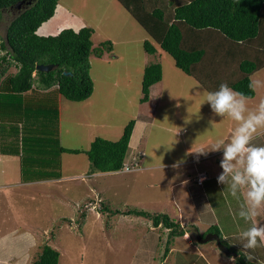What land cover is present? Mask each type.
Listing matches in <instances>:
<instances>
[{
	"label": "rangeland",
	"instance_id": "374dc122",
	"mask_svg": "<svg viewBox=\"0 0 264 264\" xmlns=\"http://www.w3.org/2000/svg\"><path fill=\"white\" fill-rule=\"evenodd\" d=\"M65 1L75 8L85 22L84 26L93 28V47L110 40L113 49L101 57L94 54L89 56V74L93 82V92L89 98L73 102L58 96L59 144L66 148L87 149L94 137L116 141L124 126L133 119L135 125L124 162L134 156H143L137 171L93 174L85 154L52 153L50 157L57 161L58 166L56 170H50L51 176L47 174V168V175H31L32 172L28 170L23 172L21 179H6L7 185L3 190L6 199L2 203L8 205L11 216L8 219L4 217V221L7 223L6 229L14 227L9 236L13 241L19 244L24 236V245L31 251L27 264L33 262L41 245L46 242L59 252L58 264H159L162 254L169 248L175 250L170 251V260L165 264H209L206 259L210 256L209 248L204 247L205 253H208L205 258L199 245L203 241L198 242L199 238L208 234L203 232L206 225L199 226V236L188 223L194 220L200 225L210 218L212 224L214 216L218 218L216 222L228 247L236 249L239 254L250 252L254 259L249 261L264 264V245L249 250L243 248L246 241L240 239L239 233L250 227L251 222L246 223L237 215L242 198L240 201L233 198L229 190L224 191L222 184L217 182L222 172V151H210L207 155L195 152L209 150L219 139L227 141L234 122L212 112L210 106L204 103L208 90L195 77L177 68L169 54L156 45L155 53L144 51V40L154 43L122 6H115L111 0ZM19 11L17 8L4 10L0 21V42L5 38L10 19ZM121 16L124 19L121 20ZM56 28L60 27L57 25ZM201 33L207 39L199 42L198 46L206 45L204 49L207 54L201 60L203 63L198 64L197 73L207 85L216 89L234 77L235 74L229 71L234 69L238 54L232 55L231 60L222 57L219 34L215 32L208 36L207 31ZM259 33L264 34V20ZM185 35V44L192 43L191 35ZM155 62L161 66V79L150 86L149 100L141 103L144 67ZM15 71L13 64L6 67L4 76L0 77V87L2 80ZM247 104L249 108H254L258 103L249 100ZM18 124L1 120V134L7 135L4 139L9 149L17 146L12 143V138L20 137L22 130L17 128ZM44 129L45 125H39L34 135L42 137L40 134ZM53 130L44 131L45 138H49L48 133L51 135ZM261 132L255 136L257 140ZM50 166L55 167L54 162H50ZM198 172L206 174L201 182L207 190L205 195L201 192L200 196L209 198L210 204L219 205L213 207L210 213L207 209L197 221V213L204 208L203 203L194 211L190 207V198L192 200L191 192L194 193L195 189L191 192L187 189L190 190L192 186L196 188L192 178ZM29 175L40 178L42 182H34L35 179L32 182ZM21 181L33 184H15ZM197 197L200 198L199 195ZM100 202L110 210L139 208L154 214L167 213L175 219L178 217V204H181L183 214L181 212L177 220L189 232L190 239L174 237L173 242L167 244L168 232L163 228L149 229L151 224L144 222L143 217L100 211ZM205 204L210 205L207 201ZM6 207L4 205V209ZM82 213H85L83 219ZM263 218L260 215L257 221L264 224ZM260 219L263 221L260 222ZM188 242L197 250L187 246ZM206 243L224 257L225 264H230V257L218 251L214 241ZM180 250H186L190 255L187 256L185 251L183 255ZM155 251L157 254L153 255ZM210 254L214 255L213 252Z\"/></svg>",
	"mask_w": 264,
	"mask_h": 264
},
{
	"label": "trees",
	"instance_id": "16d2710c",
	"mask_svg": "<svg viewBox=\"0 0 264 264\" xmlns=\"http://www.w3.org/2000/svg\"><path fill=\"white\" fill-rule=\"evenodd\" d=\"M18 1L20 0H0V21L4 10L15 8ZM117 1L147 32L153 43L171 56L177 68L195 77L208 91L217 90L219 86L214 89L207 85L197 73V66L200 62L203 63L201 60L206 55L204 46H198L197 37L204 30L218 33L219 37L223 38L218 43L223 51L222 57L230 59L238 54L234 61L237 68L229 71L235 75L226 83L247 98L254 96L249 76L264 67V39L259 41L261 45L251 58L245 56V52L242 53L240 46L258 39L264 20V0ZM57 2L58 0H31L29 5H22L19 13L7 24L5 38L0 42V77L4 76L7 66L13 64L16 67L13 74L2 80L0 87V124L2 119L11 120L21 124L16 126L22 130L19 138H12V143L17 146L9 149L4 139L7 135L1 134L0 129V154L19 157L21 170L23 169L21 178L24 177L23 172L28 170L32 172L31 175L40 176V173H45L44 175L51 176L50 170H56L58 166L57 161L50 157L52 153H83L92 173L116 171L125 158L135 125V120H130L116 141L94 137L87 149L66 148L59 144L58 96L73 102H82L89 98L93 92L89 56L94 54L101 57L105 52H111L113 43L104 40L93 47V28L88 26L77 31L64 28L56 35H38L37 28L53 15ZM182 26L186 27V33L192 37L193 42L188 45L185 44L186 33L183 32ZM142 46L148 54L156 51L151 41L144 40ZM37 64H53L55 67L47 72L37 71ZM199 69L203 71L202 68ZM161 75V66L157 62L144 67L141 103L149 99L150 86L160 81ZM39 125H45L46 129L40 134L42 137L38 138V134H34L37 133ZM53 128L52 134L48 133L49 138H45L44 131L50 132ZM31 134L36 137H30ZM50 162H54L55 167L50 166ZM47 168L49 173L45 171ZM100 206V211H108L112 215L141 216L150 219L154 227L160 224L168 228L167 244L174 237L185 233L179 221L166 213L154 214L139 208L110 210L103 202H100ZM84 215L85 213L81 214L82 219ZM207 232L218 234L221 242L225 244L220 230L215 225L204 233ZM228 248L236 252V249ZM244 256L237 253L235 264H254ZM58 258L59 252L46 242L41 245L40 252L31 264H58Z\"/></svg>",
	"mask_w": 264,
	"mask_h": 264
},
{
	"label": "clouds",
	"instance_id": "9594fccd",
	"mask_svg": "<svg viewBox=\"0 0 264 264\" xmlns=\"http://www.w3.org/2000/svg\"><path fill=\"white\" fill-rule=\"evenodd\" d=\"M247 99L243 93L235 91L226 82L221 83L217 90L206 92L204 103L210 106L215 115L230 118L235 126L227 141L219 139L209 150L195 151L199 155L222 151V172L218 175L217 182L227 185L233 198L238 201L242 198L237 215L246 223L251 222L250 227L239 233L240 239L246 241L243 244L245 250L264 245V224L255 220L260 215V210L264 209V146L253 143L258 132L264 130V98L254 108L248 107ZM141 157L134 156L128 161L137 162V169L133 171L140 169ZM124 163L123 159L121 167L113 172H124L121 171ZM193 181L196 183L194 179ZM244 258L254 259L247 251Z\"/></svg>",
	"mask_w": 264,
	"mask_h": 264
},
{
	"label": "crops",
	"instance_id": "0c3cea01",
	"mask_svg": "<svg viewBox=\"0 0 264 264\" xmlns=\"http://www.w3.org/2000/svg\"><path fill=\"white\" fill-rule=\"evenodd\" d=\"M111 2L115 6H117V7L122 6L117 0H111ZM126 12H128V11L126 10ZM122 19H124V16H121V20ZM84 23L85 22L81 19V17L78 16V14L75 12V8L70 7L69 4H68V2L65 1V0H58L57 5H56V8L54 10V14L47 21L43 22L37 28L36 33L38 35H44V36H47V35H55L60 30H62L64 28H71V29L77 31L81 27H84ZM57 25L60 27L59 29L56 28ZM182 28H183V32L187 31L185 26H182ZM204 31H207L208 32L207 33L208 36H211V34L214 33L212 31H208V30H204ZM144 32H146V31L144 30ZM146 34H147V32H146ZM201 34L197 37V38H199V42L204 41V40L207 39L205 37L203 38V36ZM258 36H259V37H257L258 39H256L254 42L252 41V42H249V43L242 44L240 46L243 49L242 53L245 52V56L252 57L256 53L257 49L259 48V45H261V44H259V41L262 38L264 39V34L261 35L259 33ZM220 40L222 41L223 38L220 37ZM257 44H258V46H257ZM153 45H154V47H155V45L158 46L156 43H154ZM205 47H206V45L204 46V48ZM205 54H207V53L205 52ZM236 66H237V64L235 63L234 68ZM237 72H238V70H237ZM249 77L251 79V82H252V85H253V88H254V96L252 98H248L247 101L251 100V101H254L255 103H259L260 99L264 98V67H262L259 70H256L255 72L251 73ZM146 102H144V103H146ZM258 137H260L258 140L256 138H254V140L255 139L256 140L255 141L253 140V143L255 145H257V146H264V130H262L261 135H258ZM20 166H21L20 165V159L17 158L16 156H7V157L6 156H3L2 157V155L0 154V204L2 202H4V200L6 199V194L3 191L6 188V185H7L6 184V179H8V178L9 179H12L13 178L14 180L19 179V178L21 179V167ZM100 173H102V172H100ZM34 182H42V181L39 180V181H34ZM15 184L24 185V184H33V183H31V182H22L21 181V182L15 183ZM203 185H200L199 186V185H196L195 184L196 188H193V186H192V188L190 190L187 189V191H190V192L193 189H195V192H194L195 194L193 192H191V194H193L192 195V200L190 198V201L192 202V203H190L191 204L190 207H192L194 209V211H196V207H198L200 204L203 203V207L204 208L202 210L201 209L198 210V213H197L198 214V217H196L197 221H198L199 217L202 216V214H204L205 212H207V209L209 210V213H210V212L213 211V207H215V206L217 207L219 205V204H214V203L213 204H210V202H208L209 198H207V197L204 196L205 195V190H207V188L204 185V187H205V189H204ZM222 188H223L224 191L228 190V186L227 185H222ZM201 192L204 193V195L200 196ZM196 194H198L200 198L201 197L203 198V199H201V202H199L200 198H198L197 197L198 195H196ZM195 197L197 198V201L195 200ZM206 201L210 205L205 204ZM4 205L7 206L5 209H4ZM178 205H179V209L177 210L178 211V217H177V219H180L181 212L183 214V208L181 207V204H178ZM211 205H213V206H211ZM1 207H0V229H2V230H0V264H27V261L29 260V257L31 256V251H28L29 248H26L25 247V245H24L25 238H24L23 235H22V240H19V244L20 245L17 242L13 241V239L11 237H9L11 235V233L14 231V227L13 228L10 227L9 229H6L7 223L4 221V217L6 219H8V217L10 218L11 211H9L8 205L6 203L5 204L2 203L1 204ZM5 210L7 212H5ZM214 215H215V213H214ZM260 215H263L264 216V209H261L260 210ZM125 216H127V215H125ZM136 217H141V216H136ZM257 218L258 217L255 218L256 221H257ZM217 219L218 218H216L214 216V222H212V224L210 223V221H211L210 218L207 219L208 221L205 220L200 225H197V223H194V220H193V222H189L188 224H190L191 227H194L196 229V232L197 233H201L198 230L199 229V226H201V225L202 226L203 225H206L204 227L203 232L206 231L208 228L212 227L213 225H215L220 230V228L218 227L219 225L216 222ZM263 219H260V222H262ZM143 220H144V222L148 221L151 224V220L150 219L145 218ZM143 224L144 223H142L141 225H143ZM236 224H238V223L236 222ZM2 226H4V228H2ZM158 228H163L164 231L166 230L168 232V228H164V227H162L160 225L154 227L151 224V226L149 227V229H151V230H156ZM184 235H183L184 237H182V236H176L175 238L176 239L184 238L186 240H189L190 239L189 238V232L187 230L185 231ZM195 235L197 236L198 234H195ZM223 237L225 238L224 235H223ZM199 240L200 239H198V242H199ZM172 242H173V240H172ZM208 242L210 243V241H208ZM190 244L191 243L188 242L187 243V246L192 247L193 245H190ZM199 245H200V249L203 248L201 250H202V252L204 251L205 258H206V255L208 253H205L204 247L208 246L207 248H209L208 249L210 251L209 252V255L211 257L208 256V258H206V259L208 260L209 264H212V263L213 264H217V263H219V264H225L226 263V260H224V257L222 255H220L219 252H217L216 250H214L212 248V246L208 245V243H206V242H199ZM193 247H194L195 250H197V247L196 246H193ZM174 250H175L174 248H169L167 251H164V253L162 254V258H161L160 262H158V263L159 264H165L166 262H169V260H170V257H169L170 256V253L173 252ZM180 251L183 252V255H184V251H185V254L187 256L190 255V253H187L186 250H180ZM211 252H213V254H214L213 256L210 254ZM156 254H157V251H155L153 255H156ZM152 259L153 258L151 257L150 260H152ZM181 261L183 262V260H181ZM228 261L230 262V264H233V259L232 260H229L228 259Z\"/></svg>",
	"mask_w": 264,
	"mask_h": 264
},
{
	"label": "water",
	"instance_id": "95a60500",
	"mask_svg": "<svg viewBox=\"0 0 264 264\" xmlns=\"http://www.w3.org/2000/svg\"><path fill=\"white\" fill-rule=\"evenodd\" d=\"M31 3V0H20L18 2L15 3V8L19 9L21 8L22 5H29ZM55 67V65L53 64H37L35 66V69L37 71H50ZM203 242H207V241H214L216 243L217 248L219 249V251H221L224 255L228 256V257H236V252L230 250L225 244H223L221 242L220 237L218 236V234L213 233V232H209L207 235H205L202 238Z\"/></svg>",
	"mask_w": 264,
	"mask_h": 264
},
{
	"label": "built area",
	"instance_id": "2783aa9c",
	"mask_svg": "<svg viewBox=\"0 0 264 264\" xmlns=\"http://www.w3.org/2000/svg\"><path fill=\"white\" fill-rule=\"evenodd\" d=\"M137 169V162L133 161V162H125L123 164V168L121 169V171L124 172H129V171H133ZM206 174L204 172H198L195 177L193 178L197 184H201L202 180H204Z\"/></svg>",
	"mask_w": 264,
	"mask_h": 264
}]
</instances>
